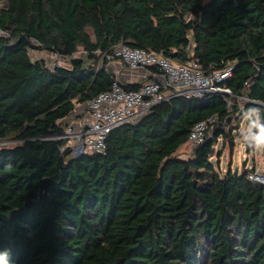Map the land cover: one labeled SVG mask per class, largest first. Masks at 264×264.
Segmentation results:
<instances>
[{
    "label": "trees",
    "instance_id": "1",
    "mask_svg": "<svg viewBox=\"0 0 264 264\" xmlns=\"http://www.w3.org/2000/svg\"><path fill=\"white\" fill-rule=\"evenodd\" d=\"M0 31V264H264V183L211 160L236 110L264 127V0H0ZM120 43L206 75L231 66L230 93L172 96L74 154L59 136L110 88Z\"/></svg>",
    "mask_w": 264,
    "mask_h": 264
},
{
    "label": "built area",
    "instance_id": "2",
    "mask_svg": "<svg viewBox=\"0 0 264 264\" xmlns=\"http://www.w3.org/2000/svg\"><path fill=\"white\" fill-rule=\"evenodd\" d=\"M51 57L59 56L51 53ZM107 58L121 62L131 72L144 71L149 78L136 90L125 89L121 80L115 78L108 90L98 93L85 103L88 117L82 120L76 117L59 136L66 140L65 146L70 147L74 154L84 151L102 152L110 130L123 123L136 121L154 105L172 96L200 97L206 92L215 91L230 93L228 87L219 86L217 82L230 75L231 66L206 75L194 60L178 64L158 53L122 43L115 45ZM72 114H78L76 108ZM215 120V116H209L195 123L186 143L193 147L203 142ZM248 177L264 183V174L254 170H248Z\"/></svg>",
    "mask_w": 264,
    "mask_h": 264
},
{
    "label": "rangeland",
    "instance_id": "3",
    "mask_svg": "<svg viewBox=\"0 0 264 264\" xmlns=\"http://www.w3.org/2000/svg\"><path fill=\"white\" fill-rule=\"evenodd\" d=\"M83 53L84 49L79 47L75 55H82ZM34 56H44L50 63L55 65L66 64L67 62L66 58H53L45 51L34 52ZM112 61L115 60H110L107 63L108 66ZM238 105H241V103H238ZM262 129L264 127L258 123L256 110H243V108H241V111L236 110L230 118V123L224 125L227 136L220 135L214 144L211 160L216 170L223 174L228 168L232 169L233 172L246 168L264 174ZM177 152L180 156L185 157L191 154L192 147L186 143L179 147Z\"/></svg>",
    "mask_w": 264,
    "mask_h": 264
},
{
    "label": "crops",
    "instance_id": "4",
    "mask_svg": "<svg viewBox=\"0 0 264 264\" xmlns=\"http://www.w3.org/2000/svg\"><path fill=\"white\" fill-rule=\"evenodd\" d=\"M109 67H110V71L114 74V76L123 82L142 83L149 78V76H147L144 73V71L140 70L136 72H131L124 64H122L121 62L117 60L112 61ZM75 108L77 110V113H78L77 118L79 120H82L83 118L88 117V112H87L85 104H77ZM187 156L188 155H186L185 157L184 156H181V157L186 158Z\"/></svg>",
    "mask_w": 264,
    "mask_h": 264
},
{
    "label": "water",
    "instance_id": "5",
    "mask_svg": "<svg viewBox=\"0 0 264 264\" xmlns=\"http://www.w3.org/2000/svg\"><path fill=\"white\" fill-rule=\"evenodd\" d=\"M85 32L91 37L92 41L95 42V35L92 27H85Z\"/></svg>",
    "mask_w": 264,
    "mask_h": 264
},
{
    "label": "clouds",
    "instance_id": "6",
    "mask_svg": "<svg viewBox=\"0 0 264 264\" xmlns=\"http://www.w3.org/2000/svg\"><path fill=\"white\" fill-rule=\"evenodd\" d=\"M261 138L264 139V129L261 130ZM0 254H3V255H7V253H0Z\"/></svg>",
    "mask_w": 264,
    "mask_h": 264
}]
</instances>
